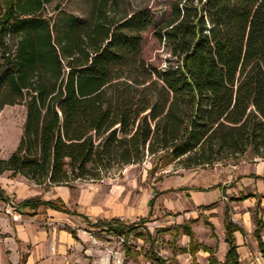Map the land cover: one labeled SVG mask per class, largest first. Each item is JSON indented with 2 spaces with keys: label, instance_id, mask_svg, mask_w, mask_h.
I'll return each mask as SVG.
<instances>
[{
  "label": "trees",
  "instance_id": "trees-1",
  "mask_svg": "<svg viewBox=\"0 0 264 264\" xmlns=\"http://www.w3.org/2000/svg\"><path fill=\"white\" fill-rule=\"evenodd\" d=\"M3 6L0 111L5 105H23L25 119L15 150L0 160V175L9 172L35 185L60 186L92 180L89 165L108 170L150 157L161 167L190 169L248 150L258 157L264 151V0H173L159 23L147 8L117 20L97 9L93 21L59 10L47 19L41 14L42 0H6ZM150 28L168 55L161 68L141 58V35ZM0 201L10 202L1 188ZM41 206L76 216L39 199L21 202L16 211L35 212ZM255 211L261 212L258 200ZM223 216L227 252L219 263L205 249L207 264H239L234 233L242 230L228 205ZM254 223L264 260L259 236L264 223L257 216ZM204 224L213 232L207 219ZM134 226L117 221L95 225L126 237ZM179 228L189 239L182 253L194 261L198 248L192 229ZM127 246L125 256L130 255ZM146 255L155 264H176L152 246Z\"/></svg>",
  "mask_w": 264,
  "mask_h": 264
},
{
  "label": "rangeland",
  "instance_id": "rangeland-1",
  "mask_svg": "<svg viewBox=\"0 0 264 264\" xmlns=\"http://www.w3.org/2000/svg\"><path fill=\"white\" fill-rule=\"evenodd\" d=\"M6 0H0V13ZM41 14L45 18L54 17L56 11H64L82 19H97V9H104L109 18L118 19L124 15L136 12L140 9H149L157 23L161 22L169 11L173 0H42ZM154 28L142 33L141 58L145 63L161 68L168 56L162 44L154 37ZM25 119L23 105H5L0 111V160L7 159L19 143L22 127ZM263 159L261 155L255 156L250 150L244 155L233 159H226L211 166L184 169L171 164L161 167L159 161L145 157L139 164L113 165L108 170L95 169L88 166V178L103 185H123L131 196L139 195L142 189H148L147 199L150 201L155 196L151 214L134 223V232L129 238V256L124 255V244L101 230L90 226L83 228L94 239L90 240L88 258L93 264H155L149 256L152 251L176 264H207L208 255L205 249H211L219 254L222 236V220L224 206L231 209V218L240 221V215L244 212L247 203L229 202L230 198L239 197L246 192L245 182H233L230 176L233 166L253 165V160ZM9 172L0 176V185L7 187H20L14 183H22L26 186L35 185L22 177H9ZM188 182L190 194L179 191L178 184ZM238 182V183H237ZM227 187L222 196L219 190H211L215 185ZM154 186V187H153ZM32 188V187H30ZM34 188V187H33ZM18 189V188H17ZM35 190H43V185H37ZM150 189H154L151 192ZM242 191V192H241ZM247 193V192H246ZM17 204L14 199H11ZM215 204L211 211H203L201 207ZM3 214L6 213L3 211ZM254 211H252V215ZM9 218L10 216L7 215ZM253 216H251V221ZM207 219L213 224V232L204 224ZM12 221V220H11ZM140 221L145 223L140 224ZM13 222V221H12ZM246 222L249 225V221ZM184 225L190 226L193 232L194 244L198 252L193 258L182 253L188 249V238L184 235ZM261 262V261H260Z\"/></svg>",
  "mask_w": 264,
  "mask_h": 264
},
{
  "label": "crops",
  "instance_id": "crops-1",
  "mask_svg": "<svg viewBox=\"0 0 264 264\" xmlns=\"http://www.w3.org/2000/svg\"><path fill=\"white\" fill-rule=\"evenodd\" d=\"M253 161L255 163L253 165L231 167L230 176L233 182L236 180L239 183L245 182L244 187H248L247 193H241V195L253 196L240 201L247 203L242 216L240 215V221L248 220L249 225L232 219L242 230V233H234L239 264H264L257 240L253 235L255 216L264 223V181L262 180L264 179V160L254 159ZM14 184L21 186L12 188L3 184L0 188L10 201L14 199L16 205L25 200L39 199L58 206L62 205L65 210L75 213L76 216H69L41 206L35 212L22 210L21 220L12 222L7 215L3 214L5 204L0 201V264H93L88 259L90 257L88 251L91 245L90 240L94 241V239L83 228L90 226L94 228L90 230L102 231L103 227L96 228L95 225L111 221H117L123 225L134 224L151 214L150 201L146 197L148 189H142L139 195L131 196L123 185H103L93 180L74 181L60 186H44V189L39 191L34 189L37 185H30L32 187L30 188L29 185L22 183ZM217 185L219 187L215 188ZM217 185L211 190H219L222 195L221 189L224 188L226 193L227 187ZM188 186L190 185L185 180L184 183L178 184V188L186 189L182 192L190 194L192 190L188 189ZM150 191L154 192V189ZM257 200L260 202L261 212L255 211ZM252 211H254L253 215ZM251 216H253L252 221ZM222 229L224 237L223 220ZM70 231L75 233L76 240L72 238ZM259 236L264 244V229L260 230ZM221 245L219 254H214L219 263L223 262L227 252L225 241Z\"/></svg>",
  "mask_w": 264,
  "mask_h": 264
},
{
  "label": "built area",
  "instance_id": "built-area-1",
  "mask_svg": "<svg viewBox=\"0 0 264 264\" xmlns=\"http://www.w3.org/2000/svg\"><path fill=\"white\" fill-rule=\"evenodd\" d=\"M5 213L6 215H9L10 216V220H12L13 222H18L21 220V215L16 211V204L12 201H10L9 203H7L5 205ZM103 232H106V228H103L102 230ZM110 235L111 237H114L117 241L123 243V244H128V241H129V238L132 237V233L128 234L127 237L125 235H117V234H114V233H110L108 234Z\"/></svg>",
  "mask_w": 264,
  "mask_h": 264
}]
</instances>
